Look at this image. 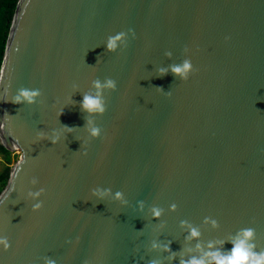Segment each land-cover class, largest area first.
I'll list each match as a JSON object with an SVG mask.
<instances>
[{"label":"water","instance_id":"water-1","mask_svg":"<svg viewBox=\"0 0 264 264\" xmlns=\"http://www.w3.org/2000/svg\"><path fill=\"white\" fill-rule=\"evenodd\" d=\"M119 32L126 42L109 52ZM186 58L184 80L169 66ZM105 78L117 87L89 117L80 101ZM20 88L39 89L36 102L13 103ZM0 97L9 98L0 144L20 152L0 204L10 242L0 264H180L209 242L230 249L248 227L264 250V0H17ZM89 118L100 136L89 135ZM53 129L58 143L37 139ZM41 187L33 211L27 192ZM95 187L126 203L92 196ZM182 220L199 227L198 240L185 239ZM153 241H171L175 259Z\"/></svg>","mask_w":264,"mask_h":264},{"label":"clouds","instance_id":"clouds-1","mask_svg":"<svg viewBox=\"0 0 264 264\" xmlns=\"http://www.w3.org/2000/svg\"><path fill=\"white\" fill-rule=\"evenodd\" d=\"M129 31H132L131 29ZM133 35H135L133 33ZM127 38V33L119 32L114 35H109L106 42L105 47L109 52H116L119 48H121ZM187 51V49H186ZM165 55L171 56L172 53L166 52ZM170 71L179 76L181 79L186 80L188 78L189 73L193 70V65L190 59L186 58L179 65H170ZM169 69L160 68L158 72L161 76L166 75ZM76 85L74 84L73 87ZM91 86L95 90L94 92H87L83 95V99L80 101V108L89 114V117L102 115L106 111V101H105V92L107 90H115L117 87V83L112 78H105L103 81L100 79H94L91 81ZM160 89V88H159ZM162 90V89H160ZM40 94L39 89H28V88H20L17 90L16 94L11 96V101L15 104L28 103L33 104L36 102V97ZM8 99H3L0 97V101H7ZM64 109L60 108L58 115L63 113ZM9 117H12L7 114ZM89 126L88 131L89 135L92 138L98 137L101 134V128L96 126L94 121L89 118L86 121ZM6 127V123L3 118H0V131H3ZM63 131L72 132V127L67 125L64 126ZM62 131H58L53 129L52 134L49 136L46 132L40 131L37 133V139H49L52 144H56L61 140ZM19 154V150H18ZM86 154V151L85 153ZM31 184L36 185L38 183L37 179L33 177L31 179ZM44 192V188H39L38 190L32 191L29 190L27 192V198L36 201L32 204L33 211L40 209L42 207V202L39 200V197ZM92 196H95L101 200L105 197H111L117 201H124V194L121 191H116L114 194L109 188H100L95 187L91 189ZM10 188L5 189L0 186V204L9 197ZM141 207L143 202H139ZM176 204L170 205V210H175ZM152 217L159 219L163 214V209L154 206L151 209ZM182 226L188 227V234L185 239H197L200 237L201 232L199 227L191 225L188 221L182 220ZM204 223L211 224L213 228L218 227V222L215 219L210 217L204 218ZM232 245L230 249L222 250L221 248L215 247L213 242H209L208 250L202 251V254L199 256L192 255L187 259L181 258L180 264H264V250H257L256 246V232L254 228H241L235 235V237L229 241ZM224 242H221L223 244ZM171 241L166 244L161 245L160 243L153 241L151 243L152 249L162 248L163 251L171 254V258L175 259V251H172L170 248ZM196 247L198 249L201 248V245L197 243ZM0 248L3 250H8L10 248V242L7 236L0 234ZM44 264H53L49 258H45ZM149 264H160L158 260H151Z\"/></svg>","mask_w":264,"mask_h":264},{"label":"trees","instance_id":"trees-1","mask_svg":"<svg viewBox=\"0 0 264 264\" xmlns=\"http://www.w3.org/2000/svg\"><path fill=\"white\" fill-rule=\"evenodd\" d=\"M16 2L17 0H0V65ZM0 155L4 160V167L0 172V186L4 187L11 168V151L0 144Z\"/></svg>","mask_w":264,"mask_h":264},{"label":"rangeland","instance_id":"rangeland-1","mask_svg":"<svg viewBox=\"0 0 264 264\" xmlns=\"http://www.w3.org/2000/svg\"><path fill=\"white\" fill-rule=\"evenodd\" d=\"M19 154H18V150L11 151V166L15 163V161L19 157ZM3 167H4V160L3 157L0 155V172L2 171Z\"/></svg>","mask_w":264,"mask_h":264}]
</instances>
